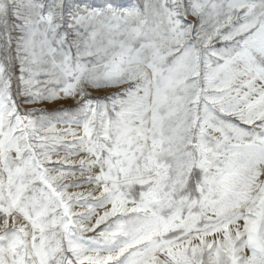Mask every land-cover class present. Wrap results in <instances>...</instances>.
Wrapping results in <instances>:
<instances>
[{
    "label": "snow or ice",
    "instance_id": "obj_1",
    "mask_svg": "<svg viewBox=\"0 0 264 264\" xmlns=\"http://www.w3.org/2000/svg\"><path fill=\"white\" fill-rule=\"evenodd\" d=\"M0 264H264V0H0Z\"/></svg>",
    "mask_w": 264,
    "mask_h": 264
}]
</instances>
